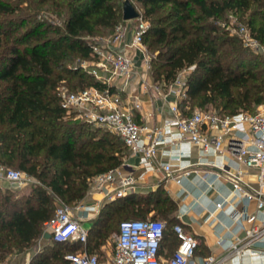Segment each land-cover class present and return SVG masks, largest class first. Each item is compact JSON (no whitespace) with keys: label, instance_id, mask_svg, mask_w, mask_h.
<instances>
[{"label":"trees","instance_id":"obj_1","mask_svg":"<svg viewBox=\"0 0 264 264\" xmlns=\"http://www.w3.org/2000/svg\"><path fill=\"white\" fill-rule=\"evenodd\" d=\"M21 1L31 10L50 2L64 20L51 30L40 19L25 28V18L9 25L8 17L24 7L0 0V163L36 178L27 194L13 197L0 190V264L42 235L44 222L60 201L76 204L94 175L119 166L127 148L107 129L64 117L59 94L61 88L103 87L79 62L91 58V38L111 34L124 20L123 2ZM137 1L150 23L143 41L151 53L152 79L168 83L180 69L194 66L187 77V95L179 102L184 114L209 104L223 114L249 111L264 101V59L217 23L221 17H235L264 44V0ZM156 189L148 192L154 204L145 211L154 210V218L171 211L175 223L176 202L161 184ZM139 192L102 202L87 243L90 252L107 235L109 223L100 226L104 217L114 220V214L128 212L125 205ZM49 240L29 264H69L65 254L81 247L75 241ZM61 244L63 248H55Z\"/></svg>","mask_w":264,"mask_h":264},{"label":"built area","instance_id":"obj_2","mask_svg":"<svg viewBox=\"0 0 264 264\" xmlns=\"http://www.w3.org/2000/svg\"><path fill=\"white\" fill-rule=\"evenodd\" d=\"M233 19L223 25L230 32L239 35L243 45L264 59V44L251 37L243 24L236 26ZM149 21L139 15L117 23L111 34L99 35L90 39L91 58L81 59L79 66L90 73L103 87L87 85L77 90L60 89V105L64 117L88 122L107 129L121 137L133 156H140L136 166L124 161L119 166L94 175L89 183L87 194L98 192L101 198L115 199L133 192L144 179L147 171L164 172V177H181L191 173H207L202 164H210L220 169L215 175L223 174L230 184V191L217 207L230 198L242 200L244 206L233 208L232 219L241 233L233 234L227 244V256L249 257L262 252L256 243L264 236V101L255 106V111L239 110L223 114L209 106L194 107L184 114L179 106L186 97L187 77L193 65L180 69L175 78L168 83L150 81L151 53L143 41L149 28ZM139 64H137V59ZM140 74L144 90L154 89L161 97L173 96L169 104L170 115L159 125L139 122L134 109H140L141 103L136 96L123 97L121 91ZM187 141L199 147V158L195 161L183 159V149L171 158L173 162H154L160 146ZM224 153L232 155L238 164L255 171V184L244 182L243 169L236 166L232 171L224 163L208 162V154ZM137 168L138 172H135ZM33 177L26 172L0 163V183L6 182L15 187L26 185ZM255 202V211L249 212L245 203ZM82 202L70 205L60 201L52 216L44 222L43 232H47L54 241L77 242L80 248L65 254L70 264H100L96 252L87 248L89 228L82 218ZM243 222L249 223L248 226ZM166 222L148 216L146 218L123 219L114 237L113 254L107 264H217L218 259L209 254L195 259L198 246L197 237L182 223L176 222L171 229L177 238V246L166 258H161L159 249L164 238ZM30 260L20 264H29ZM1 264H14L10 261Z\"/></svg>","mask_w":264,"mask_h":264},{"label":"crops","instance_id":"obj_3","mask_svg":"<svg viewBox=\"0 0 264 264\" xmlns=\"http://www.w3.org/2000/svg\"><path fill=\"white\" fill-rule=\"evenodd\" d=\"M139 58L137 64H139ZM150 81L153 82L151 76ZM121 95L136 96L141 103L140 109H134L135 118L139 122H145L148 125H159L163 120L170 115L169 104L173 101L174 97L168 96L167 98L161 97L154 89L148 88L144 90L140 82V74L133 77L132 81L121 91ZM178 148L183 149L185 154L183 159H191L195 161L199 158V147L188 143L187 141L181 142L180 146L175 144H165L160 146V150L154 162H173L175 167L176 161L171 158L178 152ZM208 162L215 164L224 163L230 171L236 166L243 169L242 179L244 182L255 184V171L252 168H246L235 160V158L227 153L221 154H208L204 157ZM130 166H136L140 162V156H133L130 154L128 148L123 157V162ZM201 169H208L209 172L203 174L191 173L188 176L181 177L177 182L174 178L164 177V172L147 171L144 179L138 184L136 190L148 187L154 189L158 184H161L168 194L174 199L177 208L174 212L175 223L180 222L183 226L192 232L198 239V246L195 250V259H200L209 254L214 255L219 261L217 264H264V236L256 243L262 252L257 253L251 257L244 255L227 256L226 246L232 240L233 234L241 233L238 230L237 224L232 219L231 211L233 208H242L244 202L237 198L226 200L220 207L215 205V202L221 201L224 195L230 191V184L228 179L223 174L215 175L220 172V169L210 164H202ZM139 170V169H138ZM137 168L135 172H138ZM216 171V172H215ZM135 190V191H136ZM101 194L98 192L86 193L80 200L83 207L81 213L84 214L82 218L85 226L89 228V236L92 237L93 222L99 213L102 206V201H98ZM247 211H255V202L249 201L245 203ZM248 226L249 223L243 222ZM43 237L49 240L50 237ZM89 238V239H90ZM88 239V241H89ZM50 241V240H49ZM49 243V242H48ZM177 238L173 234L171 228L165 234L159 249L161 258H166L174 251L177 246ZM114 246V245H113ZM100 259V264H107L113 254L104 247L101 243L99 248L95 250ZM17 258L11 259L10 262L20 264L30 260L28 254L16 256ZM70 264V262H69Z\"/></svg>","mask_w":264,"mask_h":264},{"label":"rangeland","instance_id":"obj_4","mask_svg":"<svg viewBox=\"0 0 264 264\" xmlns=\"http://www.w3.org/2000/svg\"><path fill=\"white\" fill-rule=\"evenodd\" d=\"M12 1H13V3L16 2L15 4H19L24 8L21 12L15 13V14L8 17V19H10L9 25L13 24V25L17 26L20 24V22H22L23 18H25L26 21L22 25V28H25L28 25H30L33 22V19H34V21H35V19H40L43 22V26L46 28H49V30H51L54 26H57V25L62 26V24H63V20H64L63 12L58 13L56 10H54L56 7L54 6V4H51L50 2L45 1V2L38 3L37 9L31 10L30 8H26L25 6L27 4H25L21 0H19V1L12 0ZM33 1L37 2V0H33ZM59 1L62 2V0H59ZM119 1H121V3H122L124 0H119ZM130 1L134 4L136 9L140 13L143 12V8L137 0H130ZM231 18L234 20L233 24H235L236 26H239L242 24L241 22L236 21L235 17H231ZM227 20L228 19H226L225 17H221L217 20V23L220 24L221 28H225V26L223 24L228 22ZM6 25H8V24L6 23ZM230 33L239 37V35L236 33H232V32H230ZM243 46L245 48H247V50H249L251 52V54L254 53L249 47H246L245 45H243ZM148 51H149V49H148ZM254 54H256V53H254ZM77 60H76V62H77ZM208 106L216 108L212 104H209ZM194 107H196V106H194ZM249 111H255V106L253 108H251ZM35 181H36V178L33 177L32 180H30L26 185H24L22 187H15L14 185H11L9 183L1 182L0 183V190L2 192H8L13 197L14 196H20L22 194H27L29 192V190H31V187ZM159 185L160 184H158L154 189L153 188L150 189L148 187L139 189L140 192L135 197L134 201H131L129 204L125 203L126 205L123 203L125 206H127L129 208L128 212L123 211L121 213L119 212L118 214H114L113 215L114 220H110L108 218V216H107V218H106V216L104 217L101 225L100 224L99 225L102 226L105 223H107V224L109 223V225H108L109 230L107 229V235L105 236V238H103V240H101V243L104 244V247L106 249H108V251L110 253H111V250L113 249L114 237H115V234L117 233V228H118L119 222L121 220L129 219V218H140V214H145L146 217L153 216L155 214L154 210L147 212V211H145V209L154 204V199L148 195V192L151 190H157L156 188ZM159 194H160V196H164L165 193L161 191V192H159ZM117 204L118 203H116V205ZM21 206H23V205H21ZM131 208H133V209L131 210ZM171 216H172V212L170 211L166 214L158 213L155 215V218L165 221L167 230H169V228H171V226L174 224V221L172 220ZM48 242H49V240H46L41 235L37 239H35L34 243L30 247L24 249L22 252L13 253V254L8 255L3 260V263L10 261L11 259H14V258L16 259L17 258L16 256L17 255L20 256V254L21 255L28 254L30 256V259H31L34 255L41 253V251H43L44 248H46L45 246ZM63 246H64L63 244L55 245V248H59V247L63 248ZM54 262H56V261H54Z\"/></svg>","mask_w":264,"mask_h":264},{"label":"water","instance_id":"obj_5","mask_svg":"<svg viewBox=\"0 0 264 264\" xmlns=\"http://www.w3.org/2000/svg\"><path fill=\"white\" fill-rule=\"evenodd\" d=\"M139 15V11L130 0H124L122 5V17L124 19L134 18ZM45 237H50L47 232H44Z\"/></svg>","mask_w":264,"mask_h":264}]
</instances>
